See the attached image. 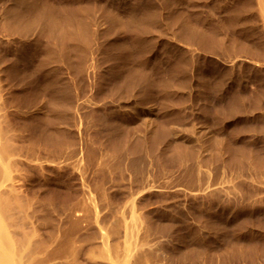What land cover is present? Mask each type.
I'll use <instances>...</instances> for the list:
<instances>
[{"label": "rangeland", "instance_id": "rangeland-1", "mask_svg": "<svg viewBox=\"0 0 264 264\" xmlns=\"http://www.w3.org/2000/svg\"><path fill=\"white\" fill-rule=\"evenodd\" d=\"M264 264V0H0V254Z\"/></svg>", "mask_w": 264, "mask_h": 264}, {"label": "bare ground", "instance_id": "bare-ground-1", "mask_svg": "<svg viewBox=\"0 0 264 264\" xmlns=\"http://www.w3.org/2000/svg\"><path fill=\"white\" fill-rule=\"evenodd\" d=\"M0 264H11V257L9 253L2 252L0 254Z\"/></svg>", "mask_w": 264, "mask_h": 264}]
</instances>
